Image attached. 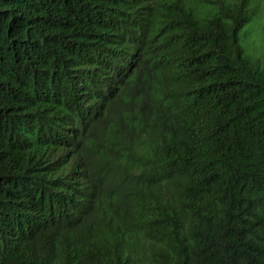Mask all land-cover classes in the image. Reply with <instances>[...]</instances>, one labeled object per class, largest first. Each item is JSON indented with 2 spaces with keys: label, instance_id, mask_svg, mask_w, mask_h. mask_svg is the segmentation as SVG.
<instances>
[{
  "label": "trees",
  "instance_id": "obj_1",
  "mask_svg": "<svg viewBox=\"0 0 264 264\" xmlns=\"http://www.w3.org/2000/svg\"><path fill=\"white\" fill-rule=\"evenodd\" d=\"M254 0H0V264H264Z\"/></svg>",
  "mask_w": 264,
  "mask_h": 264
},
{
  "label": "rangeland",
  "instance_id": "obj_2",
  "mask_svg": "<svg viewBox=\"0 0 264 264\" xmlns=\"http://www.w3.org/2000/svg\"><path fill=\"white\" fill-rule=\"evenodd\" d=\"M252 9L256 14L242 30L240 46L247 59L264 68V0H254Z\"/></svg>",
  "mask_w": 264,
  "mask_h": 264
}]
</instances>
